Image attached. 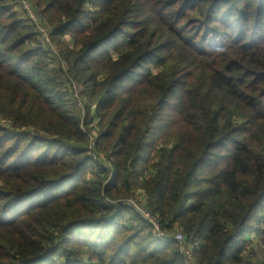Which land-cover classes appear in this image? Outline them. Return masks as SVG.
<instances>
[{
    "label": "trees",
    "instance_id": "trees-1",
    "mask_svg": "<svg viewBox=\"0 0 264 264\" xmlns=\"http://www.w3.org/2000/svg\"><path fill=\"white\" fill-rule=\"evenodd\" d=\"M32 1L52 54L0 0V264H182L120 203L139 192L197 264H241L264 235V0Z\"/></svg>",
    "mask_w": 264,
    "mask_h": 264
},
{
    "label": "built area",
    "instance_id": "built-area-1",
    "mask_svg": "<svg viewBox=\"0 0 264 264\" xmlns=\"http://www.w3.org/2000/svg\"><path fill=\"white\" fill-rule=\"evenodd\" d=\"M13 1L16 6L18 5L21 6L23 11L26 13L27 18H25V20L29 26H32L34 28V31L37 34L38 43L40 47L46 50L47 52H49L50 54L54 53L55 48L51 42L50 29L42 21V17L40 13L36 11L35 7L31 4L29 0H13ZM28 20L30 22H28ZM63 68L66 72L67 69L65 67ZM71 84L73 89V98L76 100L77 105L81 109H84V103L79 96V91L77 86L74 83ZM2 125L5 127H11L12 124L3 120ZM90 142H93V138L91 137H90ZM131 202H135V201L127 200V201H122L120 203L123 206L132 207L149 225L153 227L158 239H160L161 241H170V240L175 241L182 258H184L186 262L188 260L189 261L193 260L194 262V257L191 254L193 247L188 244L185 235H183L182 233H175L174 236L173 235L169 236L168 234L166 235V232L161 229V224L158 217L150 213L146 208H143L138 203L135 202L136 204H138V206L137 205L134 206L131 204Z\"/></svg>",
    "mask_w": 264,
    "mask_h": 264
},
{
    "label": "rangeland",
    "instance_id": "rangeland-1",
    "mask_svg": "<svg viewBox=\"0 0 264 264\" xmlns=\"http://www.w3.org/2000/svg\"><path fill=\"white\" fill-rule=\"evenodd\" d=\"M31 2V4L34 6V2L32 0H29ZM16 11L19 13V15L22 17V18H27V15L26 13L23 11V9L21 8V6H16ZM28 22H30L28 20ZM192 30H193V33H195V28H197V26L193 25L192 27ZM120 38V43L123 42V38L121 36H118ZM115 41V40H114ZM100 50H103V47L100 49ZM112 56L115 58V54L112 53ZM153 68V71L155 72L156 71V67H152ZM174 102L171 103V106H174ZM2 121L3 119H0V126L3 127V128H8V127H5L2 125ZM21 131V130H20ZM39 154L38 153H35L33 155V158H37ZM68 187V185L66 186V188ZM132 199H129V200H133L135 201L136 203H138L140 206L143 207V198H142V195L141 194H133L131 196ZM135 202H131L132 205H137ZM149 211V210H148ZM150 212V211H149ZM151 213V212H150ZM141 217V216H140ZM141 219L143 221H145L142 217ZM146 222V221H145ZM147 223V222H146ZM148 224V223H147ZM151 226V225H150ZM152 227V226H151ZM257 225L256 227L252 230V232L248 235L247 238H244V241H243V247H244V250H243V254H242V263L241 264H264V235H261V236H257L256 235V231H257ZM152 230L153 232L155 233L156 235V232L154 231L153 227H152ZM98 229H94V232H97ZM173 234V233H172ZM171 234V235H172ZM167 235V234H166ZM169 235V236H171ZM174 236V235H173ZM157 237V235H156ZM158 238V237H157ZM189 244V243H188ZM198 244V243H196ZM196 244H192L190 243L189 245L194 247L196 246ZM127 252H133V249H128ZM60 254H62L61 252H59ZM191 254L193 255L194 257V262L193 260L192 261H187L183 258V263L182 264H197L196 262V255L195 253L193 252V249L191 251ZM58 258H60V255H55L54 257V260H58Z\"/></svg>",
    "mask_w": 264,
    "mask_h": 264
},
{
    "label": "crops",
    "instance_id": "crops-1",
    "mask_svg": "<svg viewBox=\"0 0 264 264\" xmlns=\"http://www.w3.org/2000/svg\"><path fill=\"white\" fill-rule=\"evenodd\" d=\"M138 194H141L143 199L145 198L144 192H139Z\"/></svg>",
    "mask_w": 264,
    "mask_h": 264
}]
</instances>
